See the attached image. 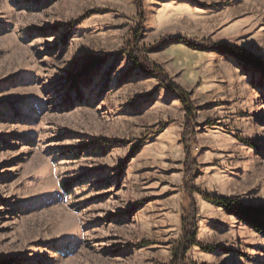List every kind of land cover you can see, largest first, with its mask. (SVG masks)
Here are the masks:
<instances>
[{
  "label": "rangeland",
  "instance_id": "rangeland-1",
  "mask_svg": "<svg viewBox=\"0 0 264 264\" xmlns=\"http://www.w3.org/2000/svg\"><path fill=\"white\" fill-rule=\"evenodd\" d=\"M140 5L0 0V264H171L192 203L188 264H264L199 194L264 206V77L205 44L264 60V0Z\"/></svg>",
  "mask_w": 264,
  "mask_h": 264
},
{
  "label": "trees",
  "instance_id": "trees-1",
  "mask_svg": "<svg viewBox=\"0 0 264 264\" xmlns=\"http://www.w3.org/2000/svg\"><path fill=\"white\" fill-rule=\"evenodd\" d=\"M140 1L141 0H136V6L138 10L142 12ZM177 40L178 42H183L186 45L192 44V41L190 42L180 38H177ZM205 44H208L213 51L219 52L223 55L233 58L234 60H237L239 63L255 70L262 77H264V60L252 54L251 52L226 44ZM135 57L138 58V56ZM136 62L140 64L142 70H145V72L150 73V75L156 77L159 81L164 83L166 87L180 99L181 106L185 114V120L189 123L191 118V107L189 106L186 93L180 87L169 81V79L156 67H153L152 65L149 67V63L141 62L140 60ZM187 128L188 126L184 128V135L186 137L188 135V133H186ZM189 135H191V132H189ZM188 144L189 142L186 140L185 145L188 146ZM187 154L188 156L186 158L191 160L190 153L187 152ZM199 194L208 204L224 209L225 211L234 215L241 222L250 226L254 232L264 236V206L244 205L236 199L217 195H209L203 192H200ZM194 246L206 250L210 249L203 247L198 241H196V211L195 205L192 203L189 211L187 212V218H185L183 224L182 240L172 252L171 264H188L186 260V254Z\"/></svg>",
  "mask_w": 264,
  "mask_h": 264
}]
</instances>
